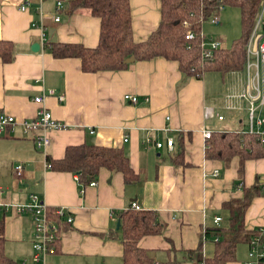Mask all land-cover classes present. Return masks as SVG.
<instances>
[{
	"label": "crops",
	"instance_id": "1",
	"mask_svg": "<svg viewBox=\"0 0 264 264\" xmlns=\"http://www.w3.org/2000/svg\"><path fill=\"white\" fill-rule=\"evenodd\" d=\"M22 1L0 0V41L13 46V61H0V114L17 122L0 136V205L25 204L34 196L48 210L62 208L73 219L70 225L61 224L56 251L46 258L47 264H123L122 233L116 226L118 214L133 203L139 211L155 212L164 227L161 235L138 243L155 263L192 264L186 253L201 241L202 254L210 259L216 238L204 240V231L216 227V217L224 225V205L242 199L256 181L261 190L246 210L245 228L261 232L264 239V158L245 162L241 190L236 186L237 158L226 166L204 157V130L247 131L248 105L238 98L246 86L245 63L240 71L207 72L201 79L185 77L176 62L162 58L134 61L117 72L84 73L80 60L56 59L46 46L54 42L95 48L99 19L88 10L68 15L69 0H33L25 12L19 9ZM58 1L63 8H56ZM129 5L133 42L140 43L157 29L161 2L129 0ZM56 15L59 23L53 22ZM40 22L43 30L33 26ZM34 44L40 46L38 52L30 50ZM258 73L264 91L262 65ZM49 91L54 96H47ZM43 95V107L65 125L64 130L46 132L51 143L45 151L36 149V133L21 125L35 117L38 106L33 99ZM125 95L136 97L137 103L126 102ZM59 96L64 100L59 102ZM206 108L224 120L205 119ZM167 140L173 141L172 149ZM155 143L162 147L157 149ZM82 144L122 150L138 183L126 185L120 173L101 169L93 181L82 184L76 175L48 168V157L61 160L67 147ZM175 158L181 163L174 164ZM19 164L20 177L15 174ZM215 171L217 177L212 176ZM0 219L6 257L32 264L31 216L2 209ZM248 250V244L238 245L236 260L228 264H245Z\"/></svg>",
	"mask_w": 264,
	"mask_h": 264
},
{
	"label": "trees",
	"instance_id": "2",
	"mask_svg": "<svg viewBox=\"0 0 264 264\" xmlns=\"http://www.w3.org/2000/svg\"><path fill=\"white\" fill-rule=\"evenodd\" d=\"M264 0H160L161 19L157 29L143 42L134 43L129 0H69L66 13L72 15L80 10H88L100 21L98 45L85 48L80 44L51 42L46 49L56 59L74 58L81 62L84 73L102 71L117 72L128 67L125 60L135 62L162 58L176 62L178 70L185 77L201 79L204 73L240 71L245 60V46L254 27L255 13ZM238 9L240 13L241 37L230 48H220L210 59L200 57L201 18L203 22L220 15L221 8ZM186 23V25H185ZM188 32L193 40H186ZM219 41V40H218ZM0 61L8 64L13 61V46L0 41ZM206 160H216L228 166L237 158L236 186L242 184L245 162L264 158V142L256 134L246 132L214 133L205 147ZM174 159V164H179ZM53 171L76 175L82 184L93 181L101 169L120 173L124 183L136 184L138 175L130 167L129 160L120 149L103 148L82 144L69 146L63 159L55 161L47 158ZM243 189V187H242ZM241 189V190H242ZM261 190L256 184L244 190L242 199L232 200L224 205L228 216L224 225L204 231V240L217 238L214 255L210 259L202 254L201 241L198 247L186 253L192 264H228L236 260V250L240 244H249L256 234L245 228V213L253 198ZM119 230L122 233L123 264H157L148 251L139 248L140 239L146 236L161 235L164 227L152 211H135L131 208L118 214ZM4 223L0 219V264H18L4 254Z\"/></svg>",
	"mask_w": 264,
	"mask_h": 264
},
{
	"label": "built area",
	"instance_id": "3",
	"mask_svg": "<svg viewBox=\"0 0 264 264\" xmlns=\"http://www.w3.org/2000/svg\"><path fill=\"white\" fill-rule=\"evenodd\" d=\"M32 3L33 0H23L19 7L20 11H27L31 7ZM56 8H63L62 2L58 1L56 3ZM220 11L222 12L223 8H221ZM52 19L55 23H59L60 21L59 15L54 16ZM200 21L202 24L204 23L202 18ZM207 21H209L212 25H219V15L211 17ZM40 23L41 24L39 26L36 23H34L33 26L43 30V23ZM199 37L201 39L200 57L202 60L212 58L214 51L222 48L220 41L215 39L206 40L202 34V31H200ZM44 38L45 35L42 34V41H45ZM185 38L186 40H193L195 37L193 33L188 32ZM244 63L247 73V81L244 91L239 95L238 98L242 101H245L248 105V124L246 133L256 134L259 136L260 140L264 142V91L261 87V77L258 73L260 65H262L264 69V1L261 3L259 9L255 13L254 27L245 46ZM47 96H54V93L49 91ZM57 99L59 102H61L64 100V97L59 96ZM124 100L132 104H136L138 101L136 97L131 95H125ZM43 101L44 95L36 96L33 99L34 104L38 106V111L32 120L25 121L21 125L26 132L36 133L34 145L36 149L45 151L51 143L49 137L46 135V132L64 130L65 125L53 118L52 114L43 107ZM213 117H216V119L219 121L224 120L223 116L215 114L212 109L206 108L204 110V118L210 119ZM16 124L17 122L14 117L0 114V136L4 135L9 130H12ZM211 136L212 132L207 130L203 131L204 140L208 141ZM146 141L147 143L150 142L149 139ZM172 145L173 141L167 140V148L172 149ZM155 147L160 149L162 144L155 143ZM22 171L23 166L21 164L15 167L16 176L20 177L22 175ZM212 176L217 177L218 173L215 171ZM76 180L79 181L78 178ZM90 186H94V183H91ZM239 187L242 189V185H239ZM130 208L132 210L139 211L138 207L134 203ZM2 209H12L17 214L27 213L31 216L34 231V240L32 242V264H47L46 258L56 251V244L59 240L61 224L66 223L70 225L73 222V219L68 216L65 210L60 208L50 211L34 196H32L30 201L25 204L0 205V212ZM221 222L222 219L219 217H216L213 221L216 227H219ZM217 240L218 239L216 238L214 241L217 242ZM248 246V260L245 264H264V239L261 235V232L256 233L251 238ZM21 264L28 263L22 262Z\"/></svg>",
	"mask_w": 264,
	"mask_h": 264
},
{
	"label": "rangeland",
	"instance_id": "4",
	"mask_svg": "<svg viewBox=\"0 0 264 264\" xmlns=\"http://www.w3.org/2000/svg\"><path fill=\"white\" fill-rule=\"evenodd\" d=\"M219 18V25H212L209 21H205L201 28L202 34L206 40L220 38L222 40L221 47L230 48L241 37L239 10L230 7L224 8ZM240 247H246V245Z\"/></svg>",
	"mask_w": 264,
	"mask_h": 264
},
{
	"label": "water",
	"instance_id": "5",
	"mask_svg": "<svg viewBox=\"0 0 264 264\" xmlns=\"http://www.w3.org/2000/svg\"><path fill=\"white\" fill-rule=\"evenodd\" d=\"M39 48H40V46L38 45V44H34V45H32L31 46V51L32 52H38L39 51ZM134 58H129V59H127V60H125V64H132V63H134ZM119 227H120V223H119V221L117 222V226H116V230L118 231L119 230Z\"/></svg>",
	"mask_w": 264,
	"mask_h": 264
}]
</instances>
